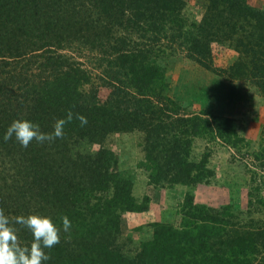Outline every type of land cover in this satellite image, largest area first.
Listing matches in <instances>:
<instances>
[{"label": "trees", "instance_id": "trees-1", "mask_svg": "<svg viewBox=\"0 0 264 264\" xmlns=\"http://www.w3.org/2000/svg\"><path fill=\"white\" fill-rule=\"evenodd\" d=\"M181 2L0 0V209L12 221L18 215H47L61 228L60 242L45 249L51 258L44 264H264V225L252 211L236 216L250 220H233L231 206L195 204L193 195L180 209L179 224L154 222L153 239L128 253L119 243L124 214L148 211L149 198L137 200L135 177L117 168L111 148L79 150L83 140L101 143L115 132L140 131L153 153L142 163L150 183L196 185L214 175L206 158L191 157L197 137L210 132L234 147L245 141L234 118L191 113L167 94L152 53L185 50L218 71L211 41L221 31L235 41L239 56L218 73L248 81L264 94V11L248 0H211L212 8L222 9L188 30L179 20ZM119 27L125 31L119 34ZM81 50L91 60L71 53ZM93 79L100 82L87 88ZM100 85L110 87L105 100ZM69 112L73 119L61 137L33 140L26 148L14 137L3 139L16 119H30L51 133ZM78 114L87 124L81 125ZM253 181L259 196L263 187L256 175ZM64 216L71 221L68 232ZM13 226L19 242L30 246L31 231Z\"/></svg>", "mask_w": 264, "mask_h": 264}, {"label": "rangeland", "instance_id": "rangeland-1", "mask_svg": "<svg viewBox=\"0 0 264 264\" xmlns=\"http://www.w3.org/2000/svg\"><path fill=\"white\" fill-rule=\"evenodd\" d=\"M248 2L255 9L264 11V0ZM181 3L179 20L187 24L188 30L194 29L193 24L201 25L204 18H211L222 9L216 5L212 8L211 0H182ZM166 22L160 20L159 24L176 26ZM124 31L119 27V34ZM137 31L133 33L134 37L138 36ZM161 44L164 46V42ZM211 47L212 66L218 71L229 67L239 56L235 41L225 39L221 31L212 37ZM71 53L76 57L81 56L79 60L82 61L88 62L90 58L89 53L82 50L80 53ZM154 54L155 62L166 78L167 94L188 107L191 113L205 111L211 117L219 114L234 118L239 123L245 141L234 147L210 132L205 137H197L192 144L191 157L195 161L206 158V165L214 171L213 177L208 183L165 182L166 185L159 186L149 182L148 173L142 165L153 154L142 132H115L101 143L83 140L79 150L85 153H96L105 145L115 151L117 168L129 171L135 177L133 194L137 200L142 202L149 198L148 211L124 214L125 230L119 239L121 247L135 254L143 242L153 239L154 227L151 225L154 222L179 224L182 220L180 209L191 195L194 196L195 204L216 208L231 206L235 212L233 220H250L248 217L236 216L239 212L252 211L254 219L264 225V94L248 81L229 80L227 74L220 75L218 71L204 67L197 60L187 57L185 50L172 51L166 48L163 52L154 51L152 56ZM99 82L93 79L87 88L96 87ZM109 93L110 87L100 85L101 100H105ZM255 175L263 187L259 196L252 187Z\"/></svg>", "mask_w": 264, "mask_h": 264}, {"label": "clouds", "instance_id": "clouds-1", "mask_svg": "<svg viewBox=\"0 0 264 264\" xmlns=\"http://www.w3.org/2000/svg\"><path fill=\"white\" fill-rule=\"evenodd\" d=\"M81 125L87 124V117L77 115ZM73 119V114L68 113L67 118L56 121L51 133L41 131L40 125L30 119L14 120L3 135L5 141L15 138L23 147H28L33 140L44 142L51 141L63 135L64 125ZM63 231L68 232L71 221L67 216L62 218ZM14 224L27 227L33 236L30 246L19 242ZM61 228L52 217L40 214L18 215L14 221L0 209V264H44L50 260V255L45 249H51L61 239Z\"/></svg>", "mask_w": 264, "mask_h": 264}]
</instances>
